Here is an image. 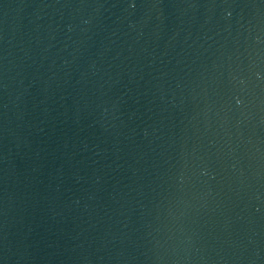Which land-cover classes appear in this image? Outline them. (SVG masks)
I'll return each instance as SVG.
<instances>
[{
  "label": "water",
  "instance_id": "obj_1",
  "mask_svg": "<svg viewBox=\"0 0 264 264\" xmlns=\"http://www.w3.org/2000/svg\"><path fill=\"white\" fill-rule=\"evenodd\" d=\"M0 264H264V0H0Z\"/></svg>",
  "mask_w": 264,
  "mask_h": 264
},
{
  "label": "clouds",
  "instance_id": "obj_2",
  "mask_svg": "<svg viewBox=\"0 0 264 264\" xmlns=\"http://www.w3.org/2000/svg\"><path fill=\"white\" fill-rule=\"evenodd\" d=\"M237 103H239V101H237Z\"/></svg>",
  "mask_w": 264,
  "mask_h": 264
}]
</instances>
